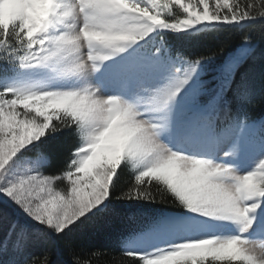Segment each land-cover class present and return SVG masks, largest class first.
Returning a JSON list of instances; mask_svg holds the SVG:
<instances>
[{
	"label": "snow or ice",
	"instance_id": "obj_1",
	"mask_svg": "<svg viewBox=\"0 0 264 264\" xmlns=\"http://www.w3.org/2000/svg\"><path fill=\"white\" fill-rule=\"evenodd\" d=\"M258 20L264 0H0V264H62L61 241L95 264L78 230L128 264H264V48L168 39Z\"/></svg>",
	"mask_w": 264,
	"mask_h": 264
},
{
	"label": "trees",
	"instance_id": "obj_2",
	"mask_svg": "<svg viewBox=\"0 0 264 264\" xmlns=\"http://www.w3.org/2000/svg\"><path fill=\"white\" fill-rule=\"evenodd\" d=\"M247 34L251 37L253 42H256L260 45L261 48H264V22L256 21L255 23L246 24L241 28H234L216 33L213 36H200L193 38L192 40H177L172 36H169L168 39L171 43L182 47L185 51H189L193 54H198L201 52H206L210 49H214L219 46V44L227 41L228 47L226 48L225 54L227 51H231L236 46L241 43V37ZM249 69L248 65L243 66L240 71L244 72ZM255 88L257 93L259 92L261 81L258 73L254 77ZM50 151L53 155V159L60 156L64 152V148L60 141H54L50 145ZM140 217L134 216L129 224H135L139 221ZM71 238L76 241L77 244H84L86 247L92 250H100L105 253L101 256L95 264H128V260L125 259L124 254L121 252L120 248L116 245L114 240H108L103 237L89 238L82 235L78 230L71 234ZM41 248L39 246H34L29 249V253L33 256L39 255ZM53 261H60L62 264H70L72 256L69 251L64 248L63 241L58 245V251L52 256Z\"/></svg>",
	"mask_w": 264,
	"mask_h": 264
},
{
	"label": "rangeland",
	"instance_id": "obj_3",
	"mask_svg": "<svg viewBox=\"0 0 264 264\" xmlns=\"http://www.w3.org/2000/svg\"><path fill=\"white\" fill-rule=\"evenodd\" d=\"M257 243H259V241H257Z\"/></svg>",
	"mask_w": 264,
	"mask_h": 264
}]
</instances>
